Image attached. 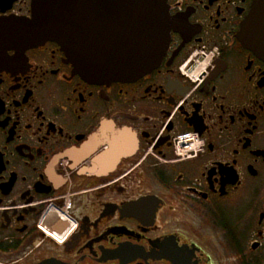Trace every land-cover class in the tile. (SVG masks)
Listing matches in <instances>:
<instances>
[{"label":"flooded vegetation","instance_id":"1","mask_svg":"<svg viewBox=\"0 0 264 264\" xmlns=\"http://www.w3.org/2000/svg\"><path fill=\"white\" fill-rule=\"evenodd\" d=\"M253 0H160L148 73L97 83L0 40V264H264V59ZM31 0H0V21Z\"/></svg>","mask_w":264,"mask_h":264},{"label":"water","instance_id":"2","mask_svg":"<svg viewBox=\"0 0 264 264\" xmlns=\"http://www.w3.org/2000/svg\"><path fill=\"white\" fill-rule=\"evenodd\" d=\"M170 28L160 0H31L30 18L0 21V40L26 46L54 41L79 75L108 83L151 71L165 53ZM245 31L243 43L264 59V0L252 1Z\"/></svg>","mask_w":264,"mask_h":264}]
</instances>
